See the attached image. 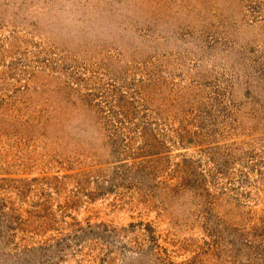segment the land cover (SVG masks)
<instances>
[{
	"label": "rangeland",
	"instance_id": "obj_1",
	"mask_svg": "<svg viewBox=\"0 0 264 264\" xmlns=\"http://www.w3.org/2000/svg\"><path fill=\"white\" fill-rule=\"evenodd\" d=\"M0 264H264V0H0Z\"/></svg>",
	"mask_w": 264,
	"mask_h": 264
}]
</instances>
